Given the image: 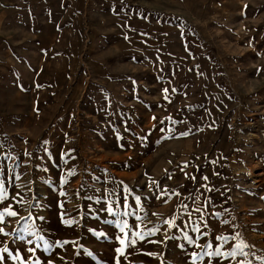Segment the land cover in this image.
<instances>
[{"label":"rangeland","instance_id":"rangeland-1","mask_svg":"<svg viewBox=\"0 0 264 264\" xmlns=\"http://www.w3.org/2000/svg\"><path fill=\"white\" fill-rule=\"evenodd\" d=\"M0 186V264H264V0H0Z\"/></svg>","mask_w":264,"mask_h":264},{"label":"snow or ice","instance_id":"snow-or-ice-1","mask_svg":"<svg viewBox=\"0 0 264 264\" xmlns=\"http://www.w3.org/2000/svg\"><path fill=\"white\" fill-rule=\"evenodd\" d=\"M165 91H167L165 89ZM182 135H187V133H183ZM167 193H162V195H166ZM6 192L5 189L0 186V201L6 199ZM137 202L140 201V197H136ZM109 212L112 211L111 208L108 209ZM197 211H199V209H197ZM5 213H7V215L9 216H16L17 213L12 211L11 209H5L4 212H0V220L3 219ZM66 223H72V221H66ZM227 223V222H225ZM127 227V225L125 224L123 227H121V232H124V228ZM3 229H0V232H2ZM151 234V233H149ZM238 235V234H237ZM137 238L139 239H143V235L140 232H135L130 238L128 237V234L125 233L124 238H121L119 240L120 244L122 245L121 248L117 249V252H119L121 255L124 254V251L126 248L129 247H133L136 245L137 243ZM20 239L23 240L24 236H20ZM217 239L220 240H224L225 242L229 239V237H217ZM32 241H28V243H31ZM153 243H155L156 241H151ZM45 244L47 245V242H45ZM247 245H245L243 242H241L240 244L236 245V248L233 251L227 252V253H222L219 250H217L216 252H211V253H207L210 256H224V257H235L238 254L239 255H244L246 256L247 253L243 252V248L246 247ZM8 250L5 249H0V252H7ZM29 251H34V249H29ZM148 255H154L153 253H148ZM13 259H17V257H12ZM0 259H3L2 256H0ZM117 264H119V261H117ZM239 264H243V262H239Z\"/></svg>","mask_w":264,"mask_h":264}]
</instances>
